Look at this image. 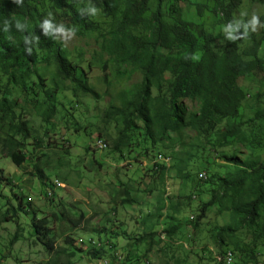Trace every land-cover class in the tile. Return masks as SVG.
<instances>
[{
    "label": "rangeland",
    "instance_id": "rangeland-1",
    "mask_svg": "<svg viewBox=\"0 0 264 264\" xmlns=\"http://www.w3.org/2000/svg\"><path fill=\"white\" fill-rule=\"evenodd\" d=\"M40 1L49 9L46 0ZM214 4V0H180L177 14L190 21L195 32H213L216 50H223L236 30L246 36L242 45L249 44L254 34H264V24L263 28L256 24L264 13L262 1L242 0L231 25L217 17ZM85 8L99 25L96 31L58 28L54 34L96 96L81 90L76 96L71 89H60L57 112L47 121L42 115L45 106L38 105L36 97L11 80L0 65V106L4 98L9 101L5 110L0 109V122L24 121L29 130L27 137L16 135L19 148L27 155L23 164L16 165L0 148V168L12 184V188L0 186V264H264V236L259 229L242 226L232 209L217 202L206 217L197 220L203 203L220 191L222 178H232L240 170L239 163L227 156L264 159V120H251L264 108V77L252 73L240 79L247 99L238 118L245 123L227 142L220 138L221 133L233 128L234 118L224 120L210 135L184 127L181 132L170 130L159 140L161 133L155 127L154 145L137 116H132L135 123L126 129L121 113L107 115L139 92L143 72L111 50L110 36L104 34L116 20L91 2ZM155 9L152 0L145 16ZM148 25L131 30L149 36ZM260 53L264 57V45ZM39 66L46 84L54 86L53 61L42 60ZM170 79L169 72L153 79L154 103L161 104L168 96ZM36 80L38 75L33 74L30 83ZM183 105L198 111L200 101L188 98ZM156 161L165 166L163 172L151 169ZM50 186L53 191L49 196ZM15 193L37 208L39 218L50 219L55 248L64 251H49L23 213L15 215L10 210L5 217L10 208L7 202L18 204ZM62 210L83 212L92 226L119 232L115 240L121 259L92 260L87 248L90 241L95 243L91 237L99 236L83 225L70 229L54 216ZM70 236L74 243L68 241ZM226 249L235 252L231 263L222 257Z\"/></svg>",
    "mask_w": 264,
    "mask_h": 264
},
{
    "label": "trees",
    "instance_id": "trees-1",
    "mask_svg": "<svg viewBox=\"0 0 264 264\" xmlns=\"http://www.w3.org/2000/svg\"><path fill=\"white\" fill-rule=\"evenodd\" d=\"M46 1L50 5L49 9L40 0H0V65L11 80H16L25 92L36 97L38 105L45 106L42 115L47 121L57 112V94L60 89H71L76 96H79L80 90L96 96L95 90L79 71L78 64L68 57L54 34L58 28L96 31L99 25L88 17L85 8L86 3L91 2L92 7L99 8L105 15L116 20V25L104 34L110 36L111 50L143 72L139 92L130 97L126 105L110 110L108 116L121 113L126 129L135 123L132 116H137L144 123L147 134L154 140V145L157 142L155 127L161 133L159 140H163L170 130L181 132L184 127H192L201 135H210L224 120L234 118L233 128L221 133L220 138L224 143L242 131L245 121L238 117L247 94L240 79L252 73L264 77V57L260 53L264 45V34L259 37L254 34L249 44L242 45L246 36L236 30L235 37L229 38L224 49L218 51L213 45L216 39L213 32L202 29L197 33L191 28L190 21L177 14L181 11L180 0H154L156 9L149 17L145 13L152 0ZM214 1L213 10L217 17L226 25L233 24V14L239 11L242 0ZM260 1L264 3V0ZM219 11L223 13L221 16ZM148 23L151 29L149 36L136 34L131 30ZM256 24L263 28L264 13L259 16ZM198 53L200 56L196 59ZM42 60L48 63L53 61L55 64L56 72L52 77L54 86H48L44 76L40 74L42 67L39 62ZM167 72L171 75L169 94L163 97L161 104H156L152 91L153 79ZM33 74L38 75V80L31 84ZM188 98L199 99L198 111H189L183 105V100ZM8 102L4 98L0 109L5 110ZM257 119L264 120V108L259 109L251 120L255 122ZM4 123L0 124V148L19 166L26 161L27 155L19 148L16 135L19 133L27 137V124L14 120L6 125ZM227 157L239 163L240 170L232 178H222L220 191L203 203L197 220L206 217L207 210L220 202L238 215L242 226L255 231L259 229V234L264 236V159L260 156L244 160H238L236 156ZM168 159L166 157L167 161ZM151 169L163 172L165 166L156 161ZM0 186L12 188L1 168ZM51 187L52 190L47 195L50 192L52 195ZM15 199L18 201L17 205L13 201L7 202L10 208L5 217H9L10 210L15 215L23 213L29 217L34 235L49 251H64L62 248H55L50 219L46 216L39 218L37 208L24 201L18 193H15ZM54 216L69 224L70 229L83 225L90 233L99 236L97 239L92 236L91 240L95 243L90 241L87 248L92 260L121 259L117 254L115 240L120 234L113 228L92 226L90 218L83 212L62 210L60 213L54 212ZM11 220L14 221V218ZM68 241L74 243L75 240L70 236ZM228 251L230 250L226 249L222 253L223 259ZM231 252L234 256L235 252Z\"/></svg>",
    "mask_w": 264,
    "mask_h": 264
},
{
    "label": "bare ground",
    "instance_id": "bare-ground-1",
    "mask_svg": "<svg viewBox=\"0 0 264 264\" xmlns=\"http://www.w3.org/2000/svg\"><path fill=\"white\" fill-rule=\"evenodd\" d=\"M101 146H105V145H102L101 144ZM161 158H162V156H160ZM227 254H229L231 257H227V259H228V262L229 263H231L232 262V260H233V254H232V252L231 251H229Z\"/></svg>",
    "mask_w": 264,
    "mask_h": 264
},
{
    "label": "built area",
    "instance_id": "built-area-1",
    "mask_svg": "<svg viewBox=\"0 0 264 264\" xmlns=\"http://www.w3.org/2000/svg\"><path fill=\"white\" fill-rule=\"evenodd\" d=\"M221 14H223V13H221ZM50 194H51V192H50ZM224 257H231V256L229 254H224Z\"/></svg>",
    "mask_w": 264,
    "mask_h": 264
},
{
    "label": "clouds",
    "instance_id": "clouds-1",
    "mask_svg": "<svg viewBox=\"0 0 264 264\" xmlns=\"http://www.w3.org/2000/svg\"><path fill=\"white\" fill-rule=\"evenodd\" d=\"M47 27H51V25H47ZM165 163V162H164Z\"/></svg>",
    "mask_w": 264,
    "mask_h": 264
}]
</instances>
